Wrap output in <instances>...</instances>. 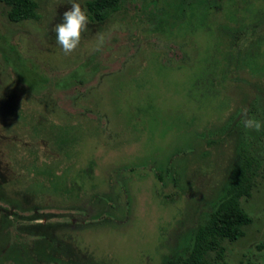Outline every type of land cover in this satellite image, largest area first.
<instances>
[{
	"label": "rangeland",
	"instance_id": "rangeland-1",
	"mask_svg": "<svg viewBox=\"0 0 264 264\" xmlns=\"http://www.w3.org/2000/svg\"><path fill=\"white\" fill-rule=\"evenodd\" d=\"M36 1L37 17L17 23L9 21L8 7L0 2V93L12 94L18 111L33 116L28 125L11 127L5 125L7 117L0 111V156L7 157L22 187L35 178L44 181L38 169L53 160L61 159L55 171L64 170L68 181L92 161L93 192L101 194L104 206L117 209L121 202L124 208L114 215L101 211L95 216L97 209L88 193L77 198L39 195V209L4 213L10 223L4 231L9 242H18L23 251L33 254L38 235L31 224L86 228L93 223L90 230L79 232L78 247L105 264H161L184 256L196 225L207 218L220 197L222 177L248 156L256 186L241 205L253 221L243 236L225 242V254L215 264H264V127L259 132L244 127L245 110L248 118L264 124V55L255 70L226 64L222 84L216 66L218 75L213 76L210 92L215 93L214 99H205L191 83L197 60L206 50L214 53L219 44L218 13L207 18L206 29L199 27V19L193 20L197 29L191 32V23L178 29L166 15L173 13L168 0H124L99 26L89 19L90 31L82 34L74 52L65 55L49 26L63 21L71 3L87 11L86 0ZM160 19L168 21L166 31L157 28ZM173 35L178 40L191 39L188 60L192 64L176 61L183 60V51L181 41L171 39ZM258 36L262 41L257 50L264 54V27L242 39L238 48L232 47V54L239 51L243 56ZM100 37L103 44L96 50ZM223 41L225 50L228 37ZM115 107L121 109L117 126L122 129L121 139L127 141L108 136L107 117L114 118ZM135 121L142 122L133 127ZM60 126H67V131L71 127L63 151L55 136ZM210 128L214 130L208 133L211 138L222 133L227 140L220 146L200 147L197 140L203 134L199 132ZM193 131L199 133L194 134L195 141ZM170 157L160 178V168L152 162ZM189 187L185 195L183 188ZM5 208L9 204L0 201V209ZM0 243L4 242L0 239ZM9 262L0 258V264Z\"/></svg>",
	"mask_w": 264,
	"mask_h": 264
},
{
	"label": "trees",
	"instance_id": "trees-1",
	"mask_svg": "<svg viewBox=\"0 0 264 264\" xmlns=\"http://www.w3.org/2000/svg\"><path fill=\"white\" fill-rule=\"evenodd\" d=\"M124 0H86L85 6L90 21L95 22V25L99 26L103 23L107 17L114 11L118 10L120 4ZM258 0H168V5L173 8V13H166V15L175 21L177 28L190 26L191 32H195L197 29L193 24V20L199 19L198 25L202 29H206V20L212 13H218L215 27L219 30V44L214 46V53L206 50V53L202 60H197V71L194 74L191 87L194 90L201 91V95L206 98L214 99V94H211V89L214 85L213 76L218 75V71L215 67H219V74L221 76L220 84L223 83L226 72L230 62H233L235 67L248 66L252 70H255L259 64V59L264 54H261L257 49L259 43L262 41V37L258 36L254 41L250 42L248 49L244 52L243 56L232 54V47L238 48L239 42L245 39L249 34H254L261 27H264V0L259 6L255 4ZM1 3L8 7L7 18L9 21L17 23L26 19H33L37 17L38 3L36 0H0ZM57 17V16H56ZM54 19V23L58 22L57 17ZM168 21L166 19H160L158 21V29L165 30ZM172 23V24H173ZM170 24V23H169ZM168 26V25H167ZM91 25H88L87 31L89 32ZM168 28V27H167ZM51 26L49 31L51 32ZM86 31V32H87ZM92 31V30H91ZM166 31V30H165ZM224 37H228L227 47L225 50L221 48L224 44ZM171 39L177 41L175 35L171 36ZM181 41L183 51V60H176L183 62L184 64H192L193 60L190 59L192 41L190 38L178 40ZM230 58V59H229ZM225 63L223 64V62ZM227 64V65H226ZM237 101L241 97H236ZM138 110H141L140 108ZM147 113V108L143 109ZM0 111L5 113L7 117L5 123L6 126L11 127L28 125L33 116L18 111L17 105L14 102L12 94L2 95L0 93ZM121 111L120 108L115 107L113 110L114 120H108L109 138L113 134V138L121 139V131L119 130L118 115ZM150 114V113H149ZM135 116V120L137 119ZM29 120V121H28ZM122 120V119H121ZM150 120V117L148 121ZM124 124L130 122V119L125 120ZM134 121V120H133ZM157 121V119H156ZM114 122V125L110 124ZM142 121H135L133 127H137ZM110 124V125H109ZM233 123L230 125L232 126ZM118 126V127H117ZM218 128V127H217ZM67 126L58 127V131L55 133L58 147L61 151L67 146L70 140V130ZM220 130V127L218 128ZM196 131V130H195ZM214 131L212 128L200 131L202 137L197 140L199 146L201 145H217L220 146L222 142L227 140V137H222V133L216 137L211 138L208 133ZM198 132L193 131L192 141H195L194 134ZM123 134V132H122ZM102 140L103 136L99 134ZM107 137V136H106ZM134 138H137L133 136ZM231 137V135H230ZM198 139V138H197ZM120 141H127V138H122ZM106 142V141H105ZM107 143V142H106ZM234 151V148H233ZM244 151V147L241 152ZM244 153V152H243ZM244 155V154H243ZM235 156V151L232 153ZM235 158V157H234ZM160 162V160H153L152 164L160 168L158 176L163 178V172L167 170V163L171 160ZM232 157L230 158V160ZM246 160H241L234 168L231 169L229 174H225L222 177V189L220 197L216 200L211 210L208 212L207 218L196 225L192 234V245L190 249L186 250L184 256L173 257L166 259L161 264H215L220 261L226 251L225 242H233L244 235L245 228L253 221L251 216L245 211L241 205L243 198H248L252 194L253 188L256 186L254 181L255 175L250 173V166L252 164L251 159L246 156ZM59 160H53L51 163L46 164L43 169H38L39 175L45 178V180H39L35 178L34 181L29 182L26 187L20 186V182L15 179L13 169L8 162L7 157L3 158V153L0 156V201L9 204L10 208L0 209V239L4 242L0 243V258L9 259L12 261L8 264H24V261L30 264H36L39 262H48L53 264L59 262L60 264H105L101 258H96L92 253L83 251L78 247L79 232L81 229L88 231V224L86 228L79 226L56 224V223H38L31 224L30 229L33 230L38 237L33 244L34 252L31 250L20 248L18 242H9L7 227L9 226L7 213L15 214L19 211L29 209H39L40 204L36 203V199L39 195L50 197V195L65 194L72 195L75 198L81 194L88 193L90 195L91 204L97 209L95 216H98L101 211L114 215L115 211L124 208V204L120 202L117 209L105 204L98 193L93 192L95 185L90 182L92 179L93 162L91 161L86 167L77 170L76 175L69 181L66 180L67 173L62 170L56 172V166L60 162ZM176 160V159H175ZM229 160V161H230ZM146 159L142 163H146ZM171 169L173 168L174 161L172 162ZM125 167V166H124ZM120 173V172H117ZM121 174V173H120ZM179 174V173H178ZM172 182L176 181V178L170 175ZM88 183V186L86 184ZM185 195H188L189 188H183ZM106 194V193H105ZM85 199V198H83ZM46 201H48L46 199ZM83 205V204H82ZM81 205V206H82ZM118 212V213H120ZM37 215V214H35ZM47 215V214H44ZM122 217L121 215H118ZM107 228V227H106ZM8 256V258H6ZM256 264V263H249Z\"/></svg>",
	"mask_w": 264,
	"mask_h": 264
},
{
	"label": "clouds",
	"instance_id": "clouds-1",
	"mask_svg": "<svg viewBox=\"0 0 264 264\" xmlns=\"http://www.w3.org/2000/svg\"><path fill=\"white\" fill-rule=\"evenodd\" d=\"M70 10L63 14V21L53 26L52 31L56 34V42L62 48L65 55H70L80 45L82 34L87 31L90 23L87 11L79 3H71ZM103 44V37L98 40L96 50ZM244 127L257 132L264 127L261 121L248 118L245 110Z\"/></svg>",
	"mask_w": 264,
	"mask_h": 264
}]
</instances>
